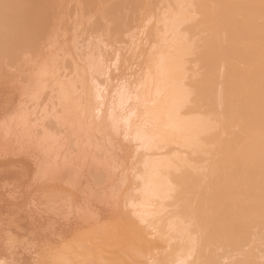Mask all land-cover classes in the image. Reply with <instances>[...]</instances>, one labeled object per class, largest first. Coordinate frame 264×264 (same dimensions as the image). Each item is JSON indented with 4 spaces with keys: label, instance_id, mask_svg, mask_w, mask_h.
Masks as SVG:
<instances>
[{
    "label": "bare ground",
    "instance_id": "bare-ground-1",
    "mask_svg": "<svg viewBox=\"0 0 264 264\" xmlns=\"http://www.w3.org/2000/svg\"><path fill=\"white\" fill-rule=\"evenodd\" d=\"M214 1L217 6L212 0L159 1L167 7L153 13L156 44L138 87L110 101L109 120L124 127L140 153L136 188L127 199L132 219L72 238L49 254L48 264H264V0ZM4 22L0 28L9 29L12 21ZM197 37L208 42L198 44L210 60L198 47L202 77L190 72L195 60L188 59ZM227 45L235 52L225 53ZM232 149H240L238 156ZM211 150L221 160L216 168Z\"/></svg>",
    "mask_w": 264,
    "mask_h": 264
},
{
    "label": "rangeland",
    "instance_id": "rangeland-1",
    "mask_svg": "<svg viewBox=\"0 0 264 264\" xmlns=\"http://www.w3.org/2000/svg\"><path fill=\"white\" fill-rule=\"evenodd\" d=\"M36 1L3 0L0 6V21L14 26L0 28V260L7 264H48L51 253L74 237L132 219L127 199L136 188L140 153L123 126L113 131L112 100L137 89L156 44L152 22L174 0ZM147 15L153 16L150 25ZM197 40L189 65L207 50L206 39ZM194 65L190 72L202 77L204 69ZM209 155L216 168L221 160Z\"/></svg>",
    "mask_w": 264,
    "mask_h": 264
}]
</instances>
